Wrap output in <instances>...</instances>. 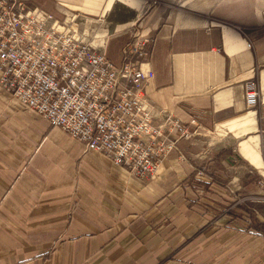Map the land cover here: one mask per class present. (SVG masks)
<instances>
[{
  "label": "crops",
  "instance_id": "1",
  "mask_svg": "<svg viewBox=\"0 0 264 264\" xmlns=\"http://www.w3.org/2000/svg\"><path fill=\"white\" fill-rule=\"evenodd\" d=\"M23 1L115 64L140 28L153 40L143 69L156 121L199 117L141 179L0 87V264H264V237L223 213L253 204L264 222V0ZM224 151L207 192L204 168Z\"/></svg>",
  "mask_w": 264,
  "mask_h": 264
},
{
  "label": "built area",
  "instance_id": "2",
  "mask_svg": "<svg viewBox=\"0 0 264 264\" xmlns=\"http://www.w3.org/2000/svg\"><path fill=\"white\" fill-rule=\"evenodd\" d=\"M152 41L135 27L115 64L104 47L45 10L0 0V86L87 151L148 179L177 141L193 134L199 117L156 121L145 93L155 74L143 69ZM245 94L247 107L256 110L255 76L245 83Z\"/></svg>",
  "mask_w": 264,
  "mask_h": 264
},
{
  "label": "trees",
  "instance_id": "3",
  "mask_svg": "<svg viewBox=\"0 0 264 264\" xmlns=\"http://www.w3.org/2000/svg\"><path fill=\"white\" fill-rule=\"evenodd\" d=\"M226 153L227 151L221 153L216 158L214 165L204 168L206 176L211 177L214 181H211L210 183L200 181L198 185H200L203 190L210 192L211 183H215L217 181L216 178L214 179V171L215 168H220V161L224 158ZM253 207V204H240L236 205L233 208H229L226 212V214L229 216L228 223H233L241 230H244L246 232L264 237V222L259 221V219L256 217V214L252 211Z\"/></svg>",
  "mask_w": 264,
  "mask_h": 264
},
{
  "label": "rangeland",
  "instance_id": "4",
  "mask_svg": "<svg viewBox=\"0 0 264 264\" xmlns=\"http://www.w3.org/2000/svg\"><path fill=\"white\" fill-rule=\"evenodd\" d=\"M150 1H153V0H150ZM134 29H135V27L133 28V30H134ZM133 30H132V31H133ZM132 31H131V32H132ZM0 87H1V86H0ZM229 208H233V207H227V208H225V209L223 210V213H224L225 215H226V212L228 211Z\"/></svg>",
  "mask_w": 264,
  "mask_h": 264
}]
</instances>
